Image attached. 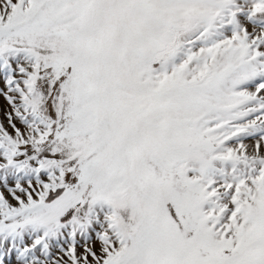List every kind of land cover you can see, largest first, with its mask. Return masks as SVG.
Here are the masks:
<instances>
[{
  "label": "snow or ice",
  "instance_id": "obj_1",
  "mask_svg": "<svg viewBox=\"0 0 264 264\" xmlns=\"http://www.w3.org/2000/svg\"><path fill=\"white\" fill-rule=\"evenodd\" d=\"M0 264H264V0H0Z\"/></svg>",
  "mask_w": 264,
  "mask_h": 264
},
{
  "label": "rangeland",
  "instance_id": "obj_2",
  "mask_svg": "<svg viewBox=\"0 0 264 264\" xmlns=\"http://www.w3.org/2000/svg\"><path fill=\"white\" fill-rule=\"evenodd\" d=\"M3 104H4L3 98H0V106H3Z\"/></svg>",
  "mask_w": 264,
  "mask_h": 264
}]
</instances>
